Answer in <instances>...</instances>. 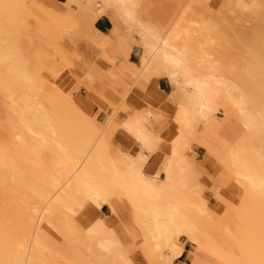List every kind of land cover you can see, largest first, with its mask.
<instances>
[{"label":"bare ground","instance_id":"obj_1","mask_svg":"<svg viewBox=\"0 0 264 264\" xmlns=\"http://www.w3.org/2000/svg\"><path fill=\"white\" fill-rule=\"evenodd\" d=\"M259 1L262 2L260 7L253 10L247 8L249 0H246L245 3L242 2L245 7L239 12V18L244 17L252 22L251 28L243 27V33L251 34L253 40L258 35H261V38L257 37V39H260L255 42H259V45L264 46V0ZM72 2L77 5L79 10L91 14H102L103 8H99L102 4L106 7L113 6L118 18L125 23L132 33L138 35L139 45L143 47L145 54L141 57V63L134 67L132 72L139 76L158 69L162 75H166L170 79L173 85L171 95L177 98V106L174 109V121L179 144L171 146L170 159L167 160L161 176L148 174L145 170L148 153L155 154L159 150L166 149L167 145L160 132L157 129L155 131L152 127V123L160 115L153 111L142 112L134 118L132 117V120H126L121 130L115 126H113L114 128L110 127L109 134L105 130L106 135L103 134L101 138L106 146L109 147L112 157H103L100 147L101 141L91 140V143H88V147L86 146L88 152L85 156L82 154L83 152L81 153L85 158L89 155L88 161L80 159L81 156L75 157L76 155H72L70 157V154H65L63 159L58 161L62 166L60 170L57 168H55L57 171H52L51 168L45 170L41 165L44 154L39 152L38 155L35 150L39 151L37 149L39 138L41 139L44 134H48V130L53 131L51 130L53 125L49 123V121L53 122L51 121L52 118H50L52 116L49 108L41 99H36L35 95L34 99L31 98L33 96L32 93L28 97L27 91H22L25 90L23 88L19 90L22 92L11 91L13 93L11 94L10 92L7 102H5L8 105V118H10L16 129L14 132L16 135L14 134L15 138L13 141V138L11 139V144L3 145L0 142V167L2 169L8 163V152L11 148L15 152L11 151L9 155H12V153L16 155L24 148L35 151L38 156L28 157L29 159L26 163L30 164L24 170L27 172V168L31 166V174L27 173L28 177L24 179L26 176L23 178L24 174L22 173L25 172H19L18 179L21 178V181L23 180L24 182L28 181L29 183L27 182V184L34 194V199L41 200L43 203L39 205L36 201L35 204L37 205H31L33 207H28L27 211H25L27 213L23 214L28 218L26 223L28 222L29 229H26L25 225L26 233L23 227L21 228L22 231L19 228L21 233L18 231V235L26 234L20 236L23 239L20 238L22 241L20 239V241H17L18 237H16L17 239L14 238V234L11 235L12 238L10 240H12L9 241L7 237L10 234L3 232V229L5 231L6 228L8 232V227L5 226L4 228L3 225H0V264H136V256L133 257L130 254L131 252H128L129 247L124 248L122 246L112 225L103 219L92 221L90 219L86 224L83 223V226L86 225V227L84 229L80 228L78 235L72 232V237L75 235L76 237L79 236V241L81 242L77 241L80 245L76 246L78 250L76 254L72 251H66L68 246L65 251L64 246L63 251L59 249L62 247H58L47 232L49 227H47L49 225L47 220L50 218V212L59 211L65 216L64 219L67 220V223L72 224L75 223L74 221L79 211L91 207L94 210H99L110 202L114 198L113 196L118 195L127 197L131 202L137 217L136 220L140 223L139 226H142L140 229L142 230L143 228L145 233L142 241L145 242L146 247L149 248L155 259L157 258L155 260L156 263L159 259L162 262L161 264H178L176 260L183 254L184 249L180 242L181 238L190 232L193 226L199 228L194 238L197 245L213 252L226 262L229 259L230 262L235 263V261H232L234 258L231 257L233 258L231 260L229 258L230 254L224 248L222 251L218 243L204 234L205 231L202 228L207 229L209 225L216 224L217 219H213L214 222H212L213 220L210 217H219L217 207H214L211 203L214 197L218 199V194L211 190L205 178L206 171L202 170L197 164L194 165V173H189V161L185 159L184 151L186 148L191 149L192 145L189 144L191 137L196 132L207 129L208 123L213 119L212 116L222 106L223 110L235 115L239 124L243 126L251 151L250 158L244 159L239 156L238 147L231 146V156L228 159L230 161L229 170L233 171L238 179L245 180L249 184L264 181V92L259 90V88L262 89L264 87V84L258 88V91H253L251 88V91H247L246 88L248 87L244 89L240 81L236 80L238 78L231 76L232 74L230 75L229 71L224 69L221 62H218L219 60L208 59L204 55L206 48L200 45V36H198L200 34L197 31H192V28L189 29L188 27L185 30H181L178 27L164 32L159 25L156 26L154 24L155 22L152 24L145 13L143 3L141 4L139 0H72ZM141 6L143 7L140 8ZM236 18L234 16V19ZM203 23L209 24L210 22L205 21ZM210 28H203V30L207 29L211 36L215 34L214 32L219 31V29H214L215 31L212 32V28L210 32ZM113 29V33L118 32L116 26ZM221 32L223 33V31ZM196 37L199 38V41H197L200 44L196 43ZM253 40L250 39V41ZM256 45L258 46V44ZM6 50L0 46L1 53H5ZM255 58L257 57H253V63ZM260 62L258 63L260 64ZM256 63H254V67L257 66ZM17 66L14 67L18 73L15 72L14 74L17 73V75H20H18V78L22 76L23 81L30 82V72L28 70L27 72L25 68L23 70L19 65ZM256 85L253 83L252 87L254 88ZM27 87L29 88L26 89H30L29 85ZM248 92H255V94L251 93L250 95L255 97L250 98L255 102L253 103L256 106H251L254 109L249 108L250 105L249 107L247 106V101H250L248 99L250 96L246 97L250 94H247ZM217 99L224 100L223 104H220ZM257 105H260V107H257ZM151 113L156 114V116H152ZM119 131L124 132L131 139L129 148L119 147L117 146V141L113 142L114 138H109L110 136L114 137L115 133ZM21 154L23 155V153ZM24 158L27 159V157ZM242 192L244 197H250L249 193H245V190H242ZM254 201L252 200V202ZM1 203L0 209L3 210L4 206ZM256 205L261 206V204L257 203ZM209 206H213L212 209H215L213 211H216L217 215L215 213H211V216L209 215V212H211L209 211ZM258 206H255V209ZM6 211L8 212L9 210ZM9 212L8 214L6 213V217H8ZM245 214L247 215V213ZM12 215L14 214L12 213ZM56 215L55 213L54 216ZM3 216L5 215L3 214ZM54 216H52V219ZM25 217L20 219H25ZM13 218L9 219L11 221L15 220ZM16 222H19V220ZM89 222L91 224H88ZM3 223L5 224V222ZM214 226L217 227L218 225ZM217 229L219 228L217 227ZM244 229L246 230V228ZM77 231L78 229L74 230L75 233H78ZM259 234H262V232ZM258 236L256 240L261 242L259 244L264 245L262 240L257 239ZM85 241L88 242V245L84 246L83 242ZM139 247L142 246L140 245ZM251 257L252 259L254 258L252 255ZM145 261L144 259L143 262ZM145 263L147 264V262ZM239 263L241 264V262Z\"/></svg>","mask_w":264,"mask_h":264},{"label":"rangeland","instance_id":"obj_2","mask_svg":"<svg viewBox=\"0 0 264 264\" xmlns=\"http://www.w3.org/2000/svg\"><path fill=\"white\" fill-rule=\"evenodd\" d=\"M139 1L141 2V4L143 3L144 10L146 11L145 13L149 17V20L152 22V24L155 22L154 24L156 26L159 25V27H161L164 32H168L178 27H180L181 30H185L188 27L189 29L192 28V31H197L198 34H200L198 35L200 36V41L199 38L196 37V43L201 42V44H199L203 46V48H206L204 55L208 57V59L219 60L218 62H221L224 69L226 71H229L230 75L232 74L231 76L238 78L236 80L240 81V84L244 89L248 87L246 88L247 91H251V89L253 91H258V88L262 87V84H264V46L259 45V42L256 43L257 40L261 38V35L257 36L260 37L259 39H257V37L255 36L256 39L253 40V38H251V34L243 33V27L247 29L249 27L251 28L252 22H250V20L247 18L245 19L244 17L239 18V12L244 9L245 5L243 6V3H245L246 0ZM217 1L218 3L215 4ZM249 1V3H252H247V8L251 10H253L254 8H259L262 4V2L259 0ZM143 6H141L140 8H142ZM99 8H103L102 14L108 11L115 15V20L117 22L116 27L118 29V32L114 33L115 35L119 37L121 35L122 37H120V39L125 40L126 42H131L136 45L139 44L138 35L132 33L130 29L127 28L125 23L120 18H118V15L115 12V8L113 6L106 7L104 6V4H102L99 6ZM102 14H91L88 12H83L77 8V5L74 4L72 0H0V46L1 48L3 47L7 49L5 53L0 52V142L3 145H8L11 144L15 138L16 133L14 132L16 131V129L13 126L10 118H8V105L6 102L10 96L11 91L16 90L15 92H17L23 88L25 90L22 91H27V96H31L32 93L33 96H31V98H33L35 95L36 99L39 98L43 102H45L49 108V112L51 113L50 115L52 116L50 117L52 118V120L50 118L49 120L53 122L49 121V123L53 125V129L50 128L53 131L48 130L47 133H49L46 134L47 136L44 134L41 139L39 138L37 148L39 151L35 150L38 155L39 152H42L44 154V159L41 162V165L45 170H49V168H51L52 171H57L55 168L60 170L62 166L58 161H61L65 154H70V157H72V155H76L75 157L81 156L80 159L82 158L85 159V161H88L89 155H87V158H85L84 156L88 152L87 147L88 143H91V140L101 141L100 147L103 157H112V153L108 149L109 147L106 146L101 137L103 136V134L106 135V131H108L107 134L110 133V127L114 128L113 126H115L117 129L121 130L124 127V123L126 120H132V117H129L130 119L127 118L122 123V125H119L115 122V120L113 119L114 116L112 115L109 116V118L105 121L98 119L97 113H94L92 111L90 112L80 102V105L85 110V112L87 113L86 114L75 102L74 98L76 97H73L72 89H70L71 83L67 86L69 71L68 69H66V65L68 63L67 57L69 54V48L67 47V41L65 40L66 32L69 31L70 27L72 28L76 26L75 24H78L84 28H89L91 25L89 19L95 20ZM234 16L237 18L234 19ZM205 21L210 23H206V25L203 23ZM200 23H202L203 25ZM203 28H210L209 31L213 28V30H211L212 32L215 31L214 29H219V31L214 32L216 36H214L215 34L211 36L208 30L206 29V32V30H203ZM220 28L223 33L220 31ZM73 29H75V27ZM200 31L203 33H201ZM218 32L219 34H217ZM205 33L206 35H204ZM250 39L253 41H250ZM256 44H258V46ZM252 45H254V47L256 48H259L256 49L252 47ZM144 54L145 51L143 49L142 55ZM253 57H257L259 59L258 60L257 58H255L254 63H256L257 61H261L260 64L258 62V64L256 63V67H254L255 65L253 63ZM17 65L21 66L23 70L25 68L26 71L28 70L30 72V82L23 81L22 76V79L18 78L19 74L17 75L18 71H16L18 68ZM14 66H17L16 70ZM136 66L137 65H133L132 70ZM15 72L17 73L14 74ZM133 75L136 79L138 77H142L150 80L151 77L162 74L158 69H154L149 71L148 74L137 76V74L133 72ZM253 83L254 85H256L257 83V85L255 86L257 87L256 89H254L255 87H252ZM28 85L30 86V89H26L29 88L27 87ZM28 90L30 91V93ZM259 90H263L264 92V87L262 89L259 88ZM247 91L245 90V92ZM12 93L13 92H11V94ZM249 93L250 92H248L247 94ZM251 93L246 97L248 98ZM23 94L25 95L24 92ZM252 94H255V92ZM43 96L45 97L43 98ZM252 96H250L248 99L255 98ZM171 99L173 100L176 108L177 98L171 95ZM217 100L220 104H223L224 102V100ZM250 101H247V106L249 107L250 105L249 108L252 109L256 105L254 104L255 102L253 99H250ZM110 105L115 106L111 102H108L107 107ZM257 107H260V105H257ZM219 109L224 112L223 114H219L220 116H222V119L224 121H222L221 124L212 126L211 123L215 119L216 113ZM218 110L212 116L213 119L208 123L209 125L207 126V129L198 131V133L196 132L195 135L191 137L189 144H191L192 147L191 149H185L184 157L187 161H189V173H194V165L197 164L199 167H201L202 170L206 171L205 178L207 179L211 190L218 194V199L214 197L211 203L214 207H217V210L219 211V217L217 218V216H214L210 218H212V220L217 219L216 224L218 225L217 227L219 229L214 226L216 225L214 223L213 225H209L207 229L202 228L205 231L204 234L209 239L211 238L216 243H218L221 246L222 251L224 248V250L230 254L229 258L231 260L234 258V260L232 261H235V263L230 262L229 259L227 260L228 262H226L216 256L213 252L207 250L204 247H201L200 245H197L194 238L198 233L199 228L195 226H193L190 229L191 231L186 233L180 241L182 242V245L186 242V246L191 249L190 256L192 258L190 262L183 261L176 263L240 264L239 262H241V264H246L247 261V264H264V245L259 244L261 242L256 240V237L260 235L257 239H260V241L262 240V243H264V231H262L264 230V181L249 184L245 180L238 179L233 171L229 170L230 161L228 159H230L231 156L230 147L237 146L239 156L244 159H249L251 152L250 143H248L245 130L243 126L239 124L236 116L223 110L222 106H220ZM142 112H145V110L140 111L139 113ZM135 116H133V118ZM174 118L175 117L173 113V120ZM231 119L233 120V124L232 126H228L226 120L230 121ZM226 132H229L228 140H220V138L222 137L221 134H224ZM114 137L110 136L109 138L113 139ZM114 141L115 139H113V142ZM174 144H179L176 132L173 134L172 138L168 142H166V149L157 151L166 154V163L167 160L170 159V148ZM196 144L205 146L208 149L207 154L212 155L215 160H217V163L212 170H207L203 165V162L196 160V151L194 148ZM117 146L121 147L119 144H117ZM11 149L8 152V163L6 164V166L2 167V169L0 167V202H2L1 204L4 206L3 210L0 209V218L3 216V214L5 215L0 220V225H3L4 228L5 226L8 227V232L6 231L7 228L5 229V231L3 229V232L10 234L7 237L9 241L12 240H10V238H12V234H14V238L18 237V239L16 238L17 241H20L22 239V237L20 236L26 235L25 233L18 235V233L22 231L21 228L23 227L24 229L26 225V229H29L27 225L28 222L26 223L28 218H26V215L24 216L23 214L27 213L25 211H27L28 207L30 208L31 205H37L35 204L36 201L39 203V205L43 202H41V200L39 201L37 199H34V194L31 191L30 186L27 184L28 181L24 182L23 180L21 181V178L18 179L19 172H23L26 169L27 165L30 164L26 163V161H28L29 158L35 157L37 155L35 154L36 152L32 149L29 150L24 148L20 151L18 150L19 152L16 155L14 153H12V155H9L12 151ZM20 153H23V155L21 154V156ZM81 153L84 156L81 155ZM151 155L152 154L148 153V158ZM13 156L15 159L13 158ZM24 157H27V159ZM12 160H15L14 163ZM30 171L31 166L27 168V172L24 171L25 173H22L24 174L23 178L26 176L24 179L28 177L27 173H30ZM227 172H230L235 178L236 184L239 186L241 191L245 190V193H249L250 197H247L248 200L246 197H244L243 192H240L239 195L231 198L227 197L231 191L226 190L223 191L224 193L222 192V187L217 185V178H221V176ZM113 197L114 198H112L110 202L105 204L106 206L103 207V212H98L99 214H101V216L106 215L107 217L108 214H112V219H104V217H99L100 215L96 213L97 210L95 209L96 211L94 212L93 208L91 207L79 211L76 216L77 218L74 221L75 223L69 224V222L67 223V220L64 219L65 216H63L62 213H60L59 211V213L55 211L54 213L50 212V218L47 220V224H49L47 225V227L49 226L47 228V232L49 233L50 237L54 239L56 245H58V247H62L59 249L62 250L64 246L65 251L66 247L68 246L66 251H72L76 254V251H78L76 246L80 245L81 243L79 241L80 237H76V235L72 237V235H78L80 228L84 229L86 227V225L83 226V223L86 224L88 220L91 219L92 221L96 219H103L108 224L112 225L122 246H124V248L129 247L128 252H131L130 254L133 257L136 256V264H146L145 262H147V264H161L162 262L159 261V259L157 260V263L155 262L157 258L155 259L149 248L146 247L145 242L142 241L145 233L143 228L142 230L140 229L142 226L140 227V223L137 222L138 220H136L137 217L131 202L127 199V197H124L123 195ZM252 200H255L256 203L261 204V206L256 205V203H254L255 201L252 202ZM117 205H121L123 208H125V206L128 209L130 208L131 213L135 214L133 219L136 224L131 218L129 220L121 221L118 214H116ZM254 205L256 207L258 206V208L255 209L256 207ZM213 206H209V211H211L209 212L210 216L211 213H215V215H217L216 211H213L215 209H212ZM15 208L17 209L15 210ZM6 210L11 211H8V217H6L8 214ZM15 211H17L16 215ZM12 213L14 215H12ZM55 213L57 214L56 216H54ZM245 213H247V215ZM128 215L131 217L129 213ZM13 216H15V220H12V222L11 219L13 218ZM52 216H54L53 219ZM21 217H25V219L23 218L24 220H21ZM18 220L19 222H16ZM2 221L5 222V224ZM212 222H214V220ZM88 224H91V222H89ZM72 228L75 231L78 229V233H75L74 230L72 231ZM244 228H246V230ZM64 230L68 235L65 234ZM24 232H26V230ZM260 232H262V234H259ZM5 235L7 236V234ZM251 239H253V242L251 241ZM77 241L80 243H78ZM83 244L84 246L88 245V242L85 241L83 242ZM138 245H141L142 247H139ZM224 255L226 254L224 253ZM251 255L255 259H252ZM246 257L249 258V261L248 258L246 259ZM150 258H152V261L150 260ZM144 259L146 260L145 262H143Z\"/></svg>","mask_w":264,"mask_h":264},{"label":"crops","instance_id":"obj_3","mask_svg":"<svg viewBox=\"0 0 264 264\" xmlns=\"http://www.w3.org/2000/svg\"><path fill=\"white\" fill-rule=\"evenodd\" d=\"M217 3L218 1L215 4ZM89 22L91 24L89 28H84L74 22L75 29L70 27L65 37L69 48L66 65V69L69 71L67 86L71 83L72 95L77 98H74L75 102L84 112L80 102L90 112L97 113L98 119L105 121L109 116H114L113 119L119 125L140 111H153L160 116L154 120L152 127L155 131L157 129L160 132L165 142H168L176 132L173 120L175 104L171 99L173 85L169 78L164 75L151 77L150 80L142 77L134 78L132 67L141 63L143 49L141 45L121 40V35L119 37L113 33V28L117 25L113 13L107 11L95 20L89 19ZM108 102L115 106L107 107ZM154 113L151 115L156 116ZM220 113L224 112L220 109L217 111L215 119L211 123L212 126L224 121L219 115ZM226 121L228 126H232V119ZM221 135L220 140H228L229 132ZM114 139L121 147H130L131 139L124 132H117ZM194 148L196 160L203 162L207 170H212L217 160L207 154L208 149L205 146L196 144ZM166 158L167 156L163 152L152 154L147 160L146 172L161 176ZM217 185L222 187V192L231 191L230 196H227L229 198L235 197L241 192L230 172L217 178ZM103 207L96 213L104 219H112V214H108L107 217L98 213L103 212ZM93 211L95 212L94 209ZM116 214L121 221L131 218L135 223L134 215L126 206L123 208L121 205H117ZM186 245L185 242L183 254L177 258L176 262H190L191 249Z\"/></svg>","mask_w":264,"mask_h":264}]
</instances>
